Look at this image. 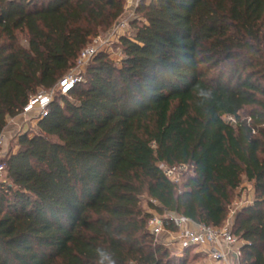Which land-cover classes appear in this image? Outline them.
<instances>
[{"label": "trees", "instance_id": "16d2710c", "mask_svg": "<svg viewBox=\"0 0 264 264\" xmlns=\"http://www.w3.org/2000/svg\"><path fill=\"white\" fill-rule=\"evenodd\" d=\"M124 11L0 0V133ZM137 13L121 59L98 51L0 159V264H186L143 200L222 226L245 179L254 198L232 230L243 264H264V0H141ZM178 165L189 170L174 181L164 167Z\"/></svg>", "mask_w": 264, "mask_h": 264}, {"label": "built area", "instance_id": "2783aa9c", "mask_svg": "<svg viewBox=\"0 0 264 264\" xmlns=\"http://www.w3.org/2000/svg\"><path fill=\"white\" fill-rule=\"evenodd\" d=\"M95 43L85 47L78 58L77 65L71 69L64 77H62L56 86L52 89L42 92H37L29 97L22 110L17 116L25 118L23 125L30 121L36 122L47 114L49 106L53 101L54 94L58 92L66 95L75 85L84 80V76L75 71V68H79L93 59L98 52V45L100 39L94 37ZM32 117L27 119L26 117L31 115ZM15 116V117H17ZM12 121H14V118ZM16 119V118H15ZM32 124V123H31ZM21 125L19 132L24 130V126ZM7 135L3 131L0 133V158L7 153L15 151L8 149ZM19 147V143L16 140V148ZM4 164L0 163V172L4 171ZM188 169L187 165H178L173 167H164L165 174L174 181H179L180 174L177 170ZM174 227L173 229L169 227ZM148 227L151 232L157 236L161 235L164 231L171 234H175L176 242L180 245V248L184 252L187 248L195 246L201 248L206 253V264H243V250L242 246L245 244V240L239 235H236L232 230V220L227 219L222 226H212L204 223H197L191 218L177 214L174 212H166L164 214H154L148 220Z\"/></svg>", "mask_w": 264, "mask_h": 264}, {"label": "rangeland", "instance_id": "374dc122", "mask_svg": "<svg viewBox=\"0 0 264 264\" xmlns=\"http://www.w3.org/2000/svg\"><path fill=\"white\" fill-rule=\"evenodd\" d=\"M141 0H125V11L124 13L117 19V21L108 29H102L100 33L95 36L100 41L98 42V51L104 50L107 51L110 56L114 60H120L122 57L120 44H119V37L121 35H132L134 33V27L132 23L139 19V14L137 13V8ZM95 43L94 38L91 40L89 45H93ZM87 69V65H83L79 68H75V71L77 73L82 74L85 76V71ZM47 91V90H39L38 92ZM56 94H54L53 99H55ZM32 117V114L27 116L26 118L29 119ZM14 121H12V118L8 119V124L6 128L4 129L5 134L7 135L8 140V149L17 151L18 148H16V140L18 141L19 135L22 132L26 131H33L38 132V125H36V122L30 123L27 122V125H23L25 118L22 116L13 117ZM16 118V119H15ZM24 126V130L19 132L20 126ZM13 151V152H15ZM2 158V156H1ZM0 158V159H1ZM189 169H182L177 170V172L180 174V178L185 174L186 171ZM0 178H4V172L0 173ZM254 198V190L252 187V184L249 183H243L241 187H239L234 192V197L231 203L228 207V215L227 219L231 218V220L235 219L238 212L241 211V209L247 205L248 203L252 202ZM143 206L144 208L151 212L152 215L159 214L158 212L154 211L153 209H150L147 206V199L143 200ZM158 241L162 242L165 246L169 248L170 254L172 256H178L183 257L186 259V264H206V261L208 258H206V253L201 250V248L192 246L187 248L189 251L187 254H185L182 249L180 248V245L176 242L177 238L175 234H171L167 231H164L161 235L156 236Z\"/></svg>", "mask_w": 264, "mask_h": 264}, {"label": "crops", "instance_id": "0c3cea01", "mask_svg": "<svg viewBox=\"0 0 264 264\" xmlns=\"http://www.w3.org/2000/svg\"><path fill=\"white\" fill-rule=\"evenodd\" d=\"M245 183H248L247 181H246V179H245ZM250 184V183H249Z\"/></svg>", "mask_w": 264, "mask_h": 264}]
</instances>
